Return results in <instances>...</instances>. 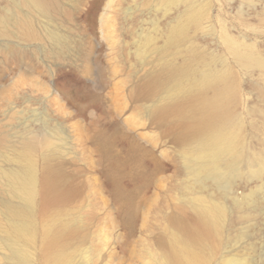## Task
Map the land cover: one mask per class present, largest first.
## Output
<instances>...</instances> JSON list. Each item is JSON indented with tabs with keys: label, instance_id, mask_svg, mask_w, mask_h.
Returning <instances> with one entry per match:
<instances>
[{
	"label": "rangeland",
	"instance_id": "1",
	"mask_svg": "<svg viewBox=\"0 0 264 264\" xmlns=\"http://www.w3.org/2000/svg\"><path fill=\"white\" fill-rule=\"evenodd\" d=\"M96 1L63 0L73 7L62 27L72 43L61 58L47 57L41 43L17 39L24 56L0 52V171L22 167L20 137L48 120L61 136L51 161L66 174L70 193L40 209V227L57 221L77 228L67 242L73 264H161L158 257L175 230L167 229V218L186 199L185 154L196 139L179 140L178 125L155 117L171 87L148 96L139 87L166 61H182L196 46L218 70L237 78V148L255 164L244 163L226 198L223 239L209 263L247 256L264 264V67L237 53L264 60V0H198L210 8L202 27L169 52L162 51L165 35L184 4L167 12L162 0ZM152 33L156 43L138 54V41ZM5 45L0 38V48ZM45 150L38 154L40 174ZM257 169L261 176L252 174ZM5 184L0 174V264H10L3 204L17 201ZM251 197L255 203H248ZM30 249L34 261L45 264L42 243Z\"/></svg>",
	"mask_w": 264,
	"mask_h": 264
},
{
	"label": "bare ground",
	"instance_id": "2",
	"mask_svg": "<svg viewBox=\"0 0 264 264\" xmlns=\"http://www.w3.org/2000/svg\"><path fill=\"white\" fill-rule=\"evenodd\" d=\"M197 1L162 0L167 12L181 4L186 6L169 27L163 52L179 48L191 38L195 27H202L210 8L208 5H197ZM0 2L5 4L0 9V38L6 43L0 52L5 53L4 56H24V50L14 39L41 43L46 56L54 60L61 58L70 47L71 41L63 34L62 27L65 21L71 19L73 7L68 9L63 0ZM99 2L97 0L96 5ZM154 25L158 31V22ZM156 40L154 33L140 38L137 53H144L145 48ZM237 53L241 61L264 67V60H258L252 54ZM165 87H171L172 92L168 100L157 105L155 117L163 123L178 125L180 130L176 137L179 140L194 138L196 144L185 154L186 199L177 207L178 213L167 218V229L173 225L175 230L170 232L166 248L158 260L161 264H210L208 255L223 239L228 213L226 198L235 179L241 175L244 163H249L252 168L255 166L254 161L246 158L237 148L238 118L234 105L238 80L229 71L218 70L203 51L191 46L187 48L184 60H168L162 68L151 72L143 86L139 87V94L153 95ZM57 132L44 119L39 128L30 129L20 137L18 158L22 167L10 172L0 171L6 191L17 199L3 204L4 216L9 223L10 264H37L30 249L37 241L42 243L45 264H73L67 252V242L77 228H63L57 221L43 228L39 224L40 209L64 201L70 193L66 174L51 161L57 147L54 140L61 139ZM2 137L0 147L4 143ZM44 148L48 150L43 153L45 166L40 174L38 154ZM262 173V169L252 172L254 176H261ZM234 202L241 204L237 199ZM248 203H255V199L251 197ZM243 236L241 234L240 237ZM251 262L250 257L233 256L225 258L222 264Z\"/></svg>",
	"mask_w": 264,
	"mask_h": 264
}]
</instances>
